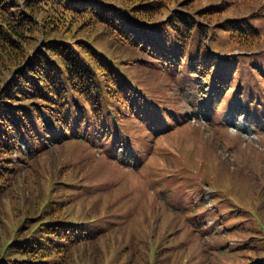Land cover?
<instances>
[{"label": "trees", "instance_id": "trees-1", "mask_svg": "<svg viewBox=\"0 0 264 264\" xmlns=\"http://www.w3.org/2000/svg\"><path fill=\"white\" fill-rule=\"evenodd\" d=\"M252 7L249 16L264 18V0H0V221L3 201L21 173L42 171L43 185L35 200L20 197L21 219L0 244V264H170L165 249L174 245L198 264H211L209 258L218 255L237 256L239 264H264V241L249 214L241 211L223 221L230 227L217 231L221 244L211 240L212 225L198 233L186 225L178 243L173 227L168 232L173 244L155 241V249L148 246L154 241L150 236L142 252L122 247L128 259L121 261L120 254L113 261L109 232L98 226L100 217L70 210L69 194L90 192L81 183L58 179V171L48 174L44 165L38 171L33 163L51 147L85 137L87 126L99 138L98 128L109 115L132 112L147 126L157 124L155 119L166 111L158 107L159 116L153 104L141 108L142 94L124 70L130 73L131 65L151 68L161 81L165 67H189L208 77L214 58L206 42L228 52L259 47V33L244 17L226 15L228 8L241 12ZM192 35L196 44L188 52ZM154 96L163 97V89ZM150 115L152 124L147 123ZM156 132L165 131L160 126ZM51 180L56 182L46 198ZM56 192L62 193L60 199L52 197ZM256 204L264 209L262 200ZM229 238L243 242L232 245L226 243Z\"/></svg>", "mask_w": 264, "mask_h": 264}, {"label": "rangeland", "instance_id": "rangeland-1", "mask_svg": "<svg viewBox=\"0 0 264 264\" xmlns=\"http://www.w3.org/2000/svg\"><path fill=\"white\" fill-rule=\"evenodd\" d=\"M254 10L252 7L240 12L228 8L226 15L244 17L259 33V47L249 51L250 54L214 61L211 75H202L199 85L193 78L188 79L189 67L165 69L161 81L151 68L131 65L132 74L124 70L129 84L143 92L144 104L138 103L141 108L153 104L159 116L158 107L166 111L160 118L150 115L147 123L152 124L155 119L157 124L147 126L146 121L137 119L132 112L126 116L109 115L108 121L98 128L99 138L87 126L85 137L68 139L41 154L38 161L33 160L38 171L44 165L50 170L48 174L58 171V179L81 183L90 192L84 196L75 191L78 197L69 194L70 210L100 217L98 226L109 232L113 261L120 254V259H128L120 252L122 247L132 245V251L142 252L150 236L154 241L148 246L155 249L158 245L155 241L163 246L173 244L172 236L168 237L173 227L178 229L177 243L185 237L188 226L194 227L196 233L208 228V223H212L214 230L229 228L223 221L237 211L233 200L251 212L258 237L264 241V209L256 204L264 202V18L249 16ZM195 44L192 35L188 52L194 50ZM234 52L248 51L233 49L229 53ZM161 89L164 96H154ZM198 111L210 115V121L200 119ZM185 112L187 119L176 122ZM167 125L170 127L166 128ZM160 126L165 132H156ZM20 148L25 151L24 142H20ZM40 173L28 169L14 181L3 201L0 244L21 219L20 197L38 198L43 188ZM55 182L51 180L47 185L46 198ZM61 196V192H56L52 197ZM254 199L257 200L252 203ZM153 221L156 222L147 228ZM211 240L223 242L218 236ZM227 241L232 245L243 242L235 238ZM178 249L175 245L165 249L170 250V264L178 260L182 264H198L187 251ZM209 260L211 264L241 263L236 262L237 256L218 255Z\"/></svg>", "mask_w": 264, "mask_h": 264}]
</instances>
